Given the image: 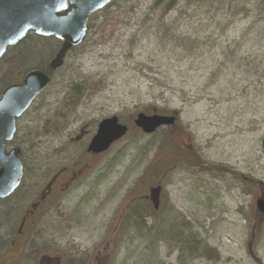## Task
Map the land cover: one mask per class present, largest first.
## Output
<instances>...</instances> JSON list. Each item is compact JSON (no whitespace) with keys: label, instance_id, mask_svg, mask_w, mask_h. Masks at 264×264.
<instances>
[{"label":"rangeland","instance_id":"1","mask_svg":"<svg viewBox=\"0 0 264 264\" xmlns=\"http://www.w3.org/2000/svg\"><path fill=\"white\" fill-rule=\"evenodd\" d=\"M154 2L119 0L94 16L84 43L18 121L8 149H21L25 176L0 206V264H264L256 205L264 194V8L258 16L252 5L182 4L153 14ZM20 58L10 52L0 62V97L38 69L15 71ZM76 85L85 94L79 86L65 103ZM138 114L178 120L150 135L134 126ZM111 117L129 133L90 156L99 123ZM56 174L61 192L13 246ZM144 217L153 233L140 228Z\"/></svg>","mask_w":264,"mask_h":264},{"label":"water","instance_id":"2","mask_svg":"<svg viewBox=\"0 0 264 264\" xmlns=\"http://www.w3.org/2000/svg\"><path fill=\"white\" fill-rule=\"evenodd\" d=\"M114 0H0V60L8 48L24 40L29 33L62 42L61 48L49 65L56 72L64 65L73 48L86 38L89 20L108 7ZM51 74L43 70L30 71L22 82L8 86L0 98V201L12 196L22 183L24 164L21 150H8L17 132L18 121L51 83ZM176 117L138 114L134 125L145 134L175 125ZM129 127L117 117L104 119L98 125L87 152L99 155L123 139ZM264 148V139L262 142ZM160 188L152 191L151 199L158 208ZM264 214V201L257 202Z\"/></svg>","mask_w":264,"mask_h":264},{"label":"trees","instance_id":"3","mask_svg":"<svg viewBox=\"0 0 264 264\" xmlns=\"http://www.w3.org/2000/svg\"><path fill=\"white\" fill-rule=\"evenodd\" d=\"M118 4H119V0H114L107 8L113 7L116 5L118 6ZM182 4H185L186 6H195V8L198 7V9H201V7L213 8V7H216V5H220V4H221L220 6H224V7L229 5L231 8L232 7H240V6H242V8H245L248 5H252L253 10L255 12H257L258 16H259V13L262 14L263 8H264V0H155V2L152 5L151 13L156 14V11L158 9H161V7H164L165 5L167 8L170 7V5H173L174 7L179 6V7H177V9H179ZM104 11H105V9L101 12H104ZM96 15L97 14H95L94 16H96ZM234 16H236V14ZM93 17H91V19ZM90 23H91V20H90ZM89 30H90V26H89ZM34 38H36L38 40H32L31 41L30 40L31 37H29V35H28L19 44H17L13 48H9L6 52V54L4 55L3 59L7 56L8 53L15 52L16 54L18 53V55L21 57L20 63H18L15 66V71L17 70V71H19V73L24 74L25 72H27V70L29 68H36L37 67L38 70H43V71L50 73V71L48 70L50 64L48 65V63L45 61L47 58L50 59V57L54 55V52H56L58 50V48H60L61 42H59L58 40H56L54 38H41V37L36 36V35ZM57 72L50 73V74L53 77L54 74ZM13 73H16V72H13ZM9 76H10V73L8 74V78H9ZM79 86L82 89L81 85H76V87L74 86L73 88H71L72 92H69V95L67 94V96L65 98V103L72 104V102L76 98H78V93L81 91ZM85 90L86 89L83 87L82 95L85 94L84 93ZM152 207H153V211L155 212V214H157L158 211L155 209L154 206H152ZM4 217L8 218L9 215H5ZM153 217H155V216H153ZM140 221H142V219ZM0 225H1V221H0ZM139 226H140V228H142V231H147L148 233H153V231H154L153 226L147 225V217L143 218L142 224L141 225L139 224ZM1 242H2V240L0 239V245H1ZM188 249L191 251L192 254H194V252H196L199 249V247L196 244L192 243L190 248H188Z\"/></svg>","mask_w":264,"mask_h":264},{"label":"flooded vegetation","instance_id":"4","mask_svg":"<svg viewBox=\"0 0 264 264\" xmlns=\"http://www.w3.org/2000/svg\"><path fill=\"white\" fill-rule=\"evenodd\" d=\"M89 155L95 156L92 154H89ZM98 156H101V155H98ZM95 157H97V156H95ZM60 176H61L60 174H56L50 180V182L48 184H46V186L38 194L35 202L31 206V208L26 211L25 215L23 216V218L20 221L19 230L17 232V235L14 236V238H13V241H12L13 246H15L16 243L18 244L20 239L23 238L24 234L26 235V228L28 229L29 227H32V224H34L36 221L39 220V217L36 215L41 213L45 208H47V203H48L47 200H49L51 198L54 199L55 197H58V191L61 192V190L60 189L58 190L56 185L60 181L59 180ZM74 176H76V175L71 176L68 180L65 181V183L63 184L64 189L62 190V192L67 193L71 189L72 183L76 179ZM59 195H62V194L60 193ZM258 200H264V194L263 193L258 196ZM4 201L5 200L1 201L0 206H1L2 202H4ZM43 213H41V214H43ZM22 242L24 243L25 241H22Z\"/></svg>","mask_w":264,"mask_h":264}]
</instances>
